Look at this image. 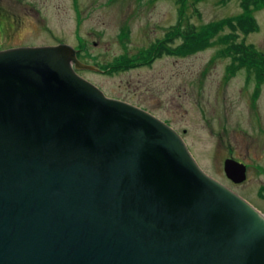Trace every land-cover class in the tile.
Masks as SVG:
<instances>
[{
    "label": "water",
    "instance_id": "water-1",
    "mask_svg": "<svg viewBox=\"0 0 264 264\" xmlns=\"http://www.w3.org/2000/svg\"><path fill=\"white\" fill-rule=\"evenodd\" d=\"M74 69L98 71L64 44L0 51V264H264V215Z\"/></svg>",
    "mask_w": 264,
    "mask_h": 264
},
{
    "label": "rangeland",
    "instance_id": "rangeland-1",
    "mask_svg": "<svg viewBox=\"0 0 264 264\" xmlns=\"http://www.w3.org/2000/svg\"><path fill=\"white\" fill-rule=\"evenodd\" d=\"M7 1L17 4L20 30L9 41L3 37L0 46L64 44L78 50L82 62L103 69L81 70L82 77L106 96L166 122L204 172L264 215V82L248 81L244 70L230 73L225 54L227 37H235L236 45H251L264 56V1L249 10L241 0ZM242 17L251 18L254 28L237 26L235 19ZM187 24L196 31L206 28L209 44L184 56L164 52L151 61V56L132 60L136 64L128 68H107L123 56L145 54L161 40L182 37ZM180 42L165 44L171 50ZM228 157L246 164L243 182L226 177Z\"/></svg>",
    "mask_w": 264,
    "mask_h": 264
},
{
    "label": "trees",
    "instance_id": "trees-1",
    "mask_svg": "<svg viewBox=\"0 0 264 264\" xmlns=\"http://www.w3.org/2000/svg\"><path fill=\"white\" fill-rule=\"evenodd\" d=\"M177 1L183 2V0ZM263 1L264 0H241V6L246 10H249L251 7H255ZM235 20L237 22L235 23L237 26L245 28L246 25H249L250 29L254 28V22L249 17L237 18ZM227 24L232 29H235V26L233 25L231 20L227 21ZM177 31H179V29H177ZM175 36H178V34H176ZM210 36L211 35H209L206 28L202 31H196L192 25L190 26L187 24L185 30L183 31L182 37H169L168 41L161 40L160 43L155 44L153 47L150 46L148 49H145V54L142 53L140 55H135V58L133 59L123 56L120 62H118L113 67L111 66L110 69L112 71H117L120 69L131 67L136 64H132V60H138L141 58L146 59L148 56H151V58L149 59V61H151L154 57L156 58L164 54V52L181 56L191 54L207 46L209 44V39L211 38ZM177 38H180L181 42L172 47L171 50H168L167 47L169 46V44L165 43H172ZM227 39H231V43L225 48V54L230 57V62L227 65L228 71L234 74L239 70H244L248 81L253 80L256 85L259 86L261 82H264V56L256 52V50L251 45H236L235 37H227Z\"/></svg>",
    "mask_w": 264,
    "mask_h": 264
},
{
    "label": "flooded vegetation",
    "instance_id": "flooded-vegetation-1",
    "mask_svg": "<svg viewBox=\"0 0 264 264\" xmlns=\"http://www.w3.org/2000/svg\"><path fill=\"white\" fill-rule=\"evenodd\" d=\"M16 5L13 1L0 0V40L3 37H7L9 41L20 30V26L17 25L19 22V14ZM19 47L29 46L27 44L1 45L0 51Z\"/></svg>",
    "mask_w": 264,
    "mask_h": 264
},
{
    "label": "bare ground",
    "instance_id": "bare-ground-1",
    "mask_svg": "<svg viewBox=\"0 0 264 264\" xmlns=\"http://www.w3.org/2000/svg\"><path fill=\"white\" fill-rule=\"evenodd\" d=\"M58 45H60V44H58ZM29 47H31V46H29ZM72 48V47H71ZM73 49V48H72ZM73 50H75V49H73ZM76 51V50H75ZM78 51V50H77ZM78 60H80V59H78ZM80 62H82L81 60H80ZM82 63H84V62H82ZM84 64H88V63H84ZM88 65H91V64H88ZM92 66H94V65H92ZM94 67H96L97 69H98V71L100 72L101 70H100V68L98 67V66H94ZM75 70V72H76V74L78 75V76H80V77H82L80 74H79V72L81 71L80 69H74ZM98 71H96V72H98ZM83 79H85L84 77H82ZM85 80H87V79H85ZM88 81V80H87ZM88 82H90V81H88ZM93 84V83H92ZM96 86V85H95ZM97 87V86H96ZM99 90L104 94V96L105 97H107V98H112V97H108V96H106V94L99 88ZM113 99H116V98H113ZM117 100H120V99H117ZM120 101H123V100H120ZM137 107V106H136ZM138 108H140V107H138ZM142 109V108H141ZM142 110H144V109H142ZM144 111H146V110H144ZM148 112V111H147ZM150 113V112H149ZM153 115V114H152ZM188 149V148H187ZM190 152V151H189Z\"/></svg>",
    "mask_w": 264,
    "mask_h": 264
}]
</instances>
